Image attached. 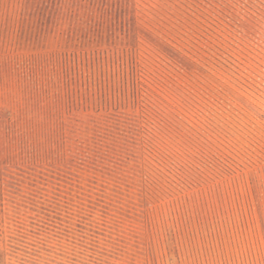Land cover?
Wrapping results in <instances>:
<instances>
[{"label":"rangeland","instance_id":"obj_1","mask_svg":"<svg viewBox=\"0 0 264 264\" xmlns=\"http://www.w3.org/2000/svg\"><path fill=\"white\" fill-rule=\"evenodd\" d=\"M0 264H264V0H0Z\"/></svg>","mask_w":264,"mask_h":264}]
</instances>
